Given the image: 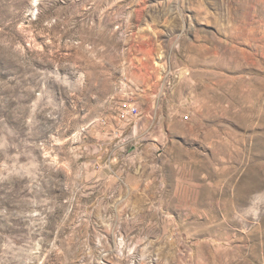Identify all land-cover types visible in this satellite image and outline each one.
<instances>
[{
    "label": "rangeland",
    "instance_id": "rangeland-1",
    "mask_svg": "<svg viewBox=\"0 0 264 264\" xmlns=\"http://www.w3.org/2000/svg\"><path fill=\"white\" fill-rule=\"evenodd\" d=\"M0 264H264V0H0Z\"/></svg>",
    "mask_w": 264,
    "mask_h": 264
},
{
    "label": "crops",
    "instance_id": "crops-1",
    "mask_svg": "<svg viewBox=\"0 0 264 264\" xmlns=\"http://www.w3.org/2000/svg\"><path fill=\"white\" fill-rule=\"evenodd\" d=\"M176 100L177 97L174 96L171 102H174ZM158 114L156 115L154 113L153 108V110H151L149 114H146L144 118H141L138 121L134 129V132L137 129L139 132V138L142 144L140 146V154H142V160L135 164L132 163L131 165H126L125 163H123L121 166H119V168L122 170L128 169L133 172L139 169L140 173L138 176L145 180L156 181L158 179L157 171L159 165H161L159 164L158 160L162 153V145L160 143V139L162 140L161 131L162 127H164L168 122V117L163 113H160L159 115ZM107 128L111 130L113 128V125H109L107 126ZM168 131L169 130L165 132ZM123 143H119V146L123 145Z\"/></svg>",
    "mask_w": 264,
    "mask_h": 264
},
{
    "label": "built area",
    "instance_id": "built-area-1",
    "mask_svg": "<svg viewBox=\"0 0 264 264\" xmlns=\"http://www.w3.org/2000/svg\"><path fill=\"white\" fill-rule=\"evenodd\" d=\"M165 87L166 88H170L171 87V82L168 81L165 84ZM139 115H140V113H139V109H138L137 106L132 105L129 102H123L119 106L117 117L120 120H127V121H130V122H134V120L137 119L139 117Z\"/></svg>",
    "mask_w": 264,
    "mask_h": 264
}]
</instances>
